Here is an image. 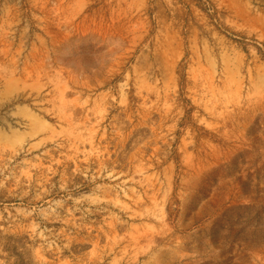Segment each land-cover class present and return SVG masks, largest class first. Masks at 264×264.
<instances>
[{"label":"rangeland","instance_id":"374dc122","mask_svg":"<svg viewBox=\"0 0 264 264\" xmlns=\"http://www.w3.org/2000/svg\"><path fill=\"white\" fill-rule=\"evenodd\" d=\"M0 264H264V0H0Z\"/></svg>","mask_w":264,"mask_h":264},{"label":"bare ground","instance_id":"6f19581e","mask_svg":"<svg viewBox=\"0 0 264 264\" xmlns=\"http://www.w3.org/2000/svg\"><path fill=\"white\" fill-rule=\"evenodd\" d=\"M169 238V237H168Z\"/></svg>","mask_w":264,"mask_h":264}]
</instances>
